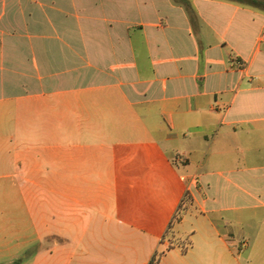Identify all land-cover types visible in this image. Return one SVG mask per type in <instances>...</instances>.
I'll return each mask as SVG.
<instances>
[{
	"label": "crops",
	"instance_id": "1",
	"mask_svg": "<svg viewBox=\"0 0 264 264\" xmlns=\"http://www.w3.org/2000/svg\"><path fill=\"white\" fill-rule=\"evenodd\" d=\"M7 170L32 264H264V0H0Z\"/></svg>",
	"mask_w": 264,
	"mask_h": 264
},
{
	"label": "rangeland",
	"instance_id": "2",
	"mask_svg": "<svg viewBox=\"0 0 264 264\" xmlns=\"http://www.w3.org/2000/svg\"><path fill=\"white\" fill-rule=\"evenodd\" d=\"M4 174L11 176L5 178ZM27 176L16 170L0 171V264L34 263L37 255L49 248V237L40 240L37 235L61 228L60 220L53 222L50 216L49 187L28 183L24 180ZM33 177L48 180L49 172L34 173ZM179 255L171 254L173 258Z\"/></svg>",
	"mask_w": 264,
	"mask_h": 264
},
{
	"label": "trees",
	"instance_id": "3",
	"mask_svg": "<svg viewBox=\"0 0 264 264\" xmlns=\"http://www.w3.org/2000/svg\"><path fill=\"white\" fill-rule=\"evenodd\" d=\"M234 1H237V2H249V0H234ZM154 260V259H153ZM153 260H151L149 262V264H153Z\"/></svg>",
	"mask_w": 264,
	"mask_h": 264
}]
</instances>
